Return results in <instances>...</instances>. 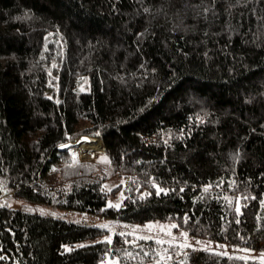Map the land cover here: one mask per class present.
Instances as JSON below:
<instances>
[{
    "label": "trees",
    "instance_id": "trees-1",
    "mask_svg": "<svg viewBox=\"0 0 264 264\" xmlns=\"http://www.w3.org/2000/svg\"><path fill=\"white\" fill-rule=\"evenodd\" d=\"M83 133L124 183L109 191L98 158L61 148ZM9 192L264 248V0H0ZM104 232L0 204V264H166L176 250L127 233L89 242ZM172 260L264 264L191 248Z\"/></svg>",
    "mask_w": 264,
    "mask_h": 264
},
{
    "label": "rangeland",
    "instance_id": "rangeland-1",
    "mask_svg": "<svg viewBox=\"0 0 264 264\" xmlns=\"http://www.w3.org/2000/svg\"><path fill=\"white\" fill-rule=\"evenodd\" d=\"M84 136L94 137L97 141L102 140L99 136L85 133L80 134L76 138L69 141V143H71V146L69 147L72 149V157L81 161H93L98 158L101 163L102 171L104 172V175H106L104 185L109 191L115 186L124 183V177L112 172V168L110 167L108 160L104 158V156H106L105 148L102 149V151L96 150V152L93 153L88 149L81 148L80 145L75 146L72 144L79 140V138H84ZM124 197L125 190L123 187H120L117 191L109 194L107 203L108 205L121 206ZM0 204H5L15 209L26 210L35 214L62 218L88 226H96L105 231L97 238L90 239L89 242L106 241V238H111L112 240L115 233H127L135 236L136 238L150 237V239H154L159 242L163 241V244L166 246L176 247V250L166 251L163 254L166 264H179V262L173 263L172 259L177 257L178 251L188 248L196 251H213L219 254L240 258L243 257V259L246 260L264 263V248H249L243 245L231 244L210 237L193 235L183 228L172 227L175 223L169 220H149L147 222L138 223L108 217L85 210L66 208L56 204L25 199L15 195L14 192H9L7 194L0 193ZM102 225H108V227H102ZM147 225H153V227L150 229ZM161 226L164 227L162 228ZM184 233L187 235H183ZM185 244L191 245V247H184L183 245ZM118 262V258L108 256L101 262V264H118Z\"/></svg>",
    "mask_w": 264,
    "mask_h": 264
},
{
    "label": "bare ground",
    "instance_id": "bare-ground-1",
    "mask_svg": "<svg viewBox=\"0 0 264 264\" xmlns=\"http://www.w3.org/2000/svg\"><path fill=\"white\" fill-rule=\"evenodd\" d=\"M96 141L97 140L94 137L84 136V138L81 137L79 138V140L72 144H74L75 146L80 145L81 148L88 149L93 153L96 152V150L102 151V149L105 148L102 143V140H98L97 142Z\"/></svg>",
    "mask_w": 264,
    "mask_h": 264
},
{
    "label": "snow or ice",
    "instance_id": "snow-or-ice-1",
    "mask_svg": "<svg viewBox=\"0 0 264 264\" xmlns=\"http://www.w3.org/2000/svg\"><path fill=\"white\" fill-rule=\"evenodd\" d=\"M62 147H64V146L62 145ZM161 191H163V190H161ZM110 207H119V205H110ZM102 227H108V225H102ZM147 227L151 229L153 227V225H147ZM161 227L163 228L164 226H161ZM172 227H177V225H172ZM120 235H123V233H121ZM183 235L186 236L187 234L184 233ZM143 239H150V237H143ZM106 241L111 243V238H106ZM160 243H164V242L160 241ZM183 246L184 247H191V245H188V244H185ZM241 259H243V257H241Z\"/></svg>",
    "mask_w": 264,
    "mask_h": 264
},
{
    "label": "water",
    "instance_id": "water-1",
    "mask_svg": "<svg viewBox=\"0 0 264 264\" xmlns=\"http://www.w3.org/2000/svg\"><path fill=\"white\" fill-rule=\"evenodd\" d=\"M67 145H71V143H68ZM67 145H66V146H67Z\"/></svg>",
    "mask_w": 264,
    "mask_h": 264
}]
</instances>
